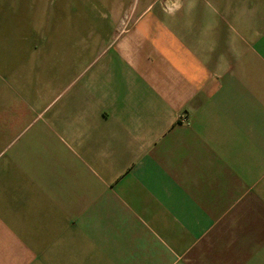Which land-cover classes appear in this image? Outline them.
Returning <instances> with one entry per match:
<instances>
[{
	"label": "crops",
	"instance_id": "crops-1",
	"mask_svg": "<svg viewBox=\"0 0 264 264\" xmlns=\"http://www.w3.org/2000/svg\"><path fill=\"white\" fill-rule=\"evenodd\" d=\"M0 264H264V0H0Z\"/></svg>",
	"mask_w": 264,
	"mask_h": 264
}]
</instances>
